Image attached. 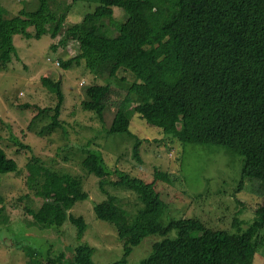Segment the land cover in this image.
<instances>
[{
    "label": "trees",
    "instance_id": "trees-1",
    "mask_svg": "<svg viewBox=\"0 0 264 264\" xmlns=\"http://www.w3.org/2000/svg\"><path fill=\"white\" fill-rule=\"evenodd\" d=\"M52 2L39 0L37 10H22L12 18L0 11L2 66L16 54L15 35L40 39L62 32V45L78 44L77 53L61 61L63 68L84 63L96 76L117 78L125 70L136 77L118 104L112 103L118 91L113 85L96 84L87 89L83 105L102 115L115 104L108 134L135 140L139 161L143 140L132 132V112L183 143L214 145L243 157V181L259 182L264 194V0H71L63 11L53 10ZM77 3L93 10L68 23ZM115 8L124 10L123 19H115ZM42 81L58 97L55 108L36 115L53 113L52 123L41 131L45 133L63 127L65 94L61 79ZM85 154L82 163L99 178L102 191H132L143 204L132 214L114 194L95 206L98 218L113 223L124 242V256L113 264H127L134 248L152 235L162 239L141 264H254L262 244L258 238L264 228V199L254 223L237 233L211 229L198 218H172L163 224L168 204L160 183H172L168 173L157 169L147 181L115 170L112 177L100 151L89 149ZM27 169L30 188L42 200L37 210H29L35 224L58 229L70 220L81 240L86 220L70 211L89 193L78 180L39 166L37 159ZM16 171L17 162L0 148V174ZM1 187L0 182V219L6 220ZM74 251L71 264H97L95 248L89 244ZM29 254L36 256L34 250Z\"/></svg>",
    "mask_w": 264,
    "mask_h": 264
},
{
    "label": "rangeland",
    "instance_id": "rangeland-1",
    "mask_svg": "<svg viewBox=\"0 0 264 264\" xmlns=\"http://www.w3.org/2000/svg\"><path fill=\"white\" fill-rule=\"evenodd\" d=\"M69 3L71 0H53L51 5L53 10L63 11ZM38 7L39 0L0 1V11H4L6 18ZM92 10L84 3L75 4L68 23L79 21L85 12ZM124 13L115 8V19H123ZM30 30L35 33L34 28ZM63 37L62 32L55 38L47 33L40 39L15 35L16 54L7 65L0 64V148L18 164V171L0 174L1 192L6 198V220L0 219V264H71L74 250L81 244L95 248L93 260L97 264H113L123 258L124 242L117 227L98 218L95 206L114 194L132 214L143 204L135 192L109 189L111 194L107 195L101 190L99 178L91 175L82 163L89 149L103 154L112 177L115 170L147 181L152 180L157 169L170 175L172 183H160L168 204L161 219L163 224L172 218H198L211 229L237 233L254 223L264 194L259 182L243 181V157L214 145L183 143L132 112V132L143 140L139 161L134 155L135 140L108 134L117 112L112 103H119L136 77L125 70L117 78L96 76L84 63L63 68L61 61L70 59L78 50L76 42L62 45ZM44 77L62 80L65 103L60 119L64 123L63 127L41 133L52 123L53 113H41L38 118L36 115L58 103L57 95L44 85ZM96 84H111L118 90L102 115L83 105L87 89ZM32 159L70 181L78 180L89 193L88 199L78 201L70 211L86 220L87 230L81 240L78 228L70 220L58 229L35 224L29 210H37L42 200L29 185L27 166ZM161 239L160 235L147 237L134 248L127 264H141L153 244ZM262 239L264 228L258 238L262 244L254 264H264ZM30 250L36 252L34 258ZM60 256H65L63 261Z\"/></svg>",
    "mask_w": 264,
    "mask_h": 264
},
{
    "label": "bare ground",
    "instance_id": "bare-ground-1",
    "mask_svg": "<svg viewBox=\"0 0 264 264\" xmlns=\"http://www.w3.org/2000/svg\"><path fill=\"white\" fill-rule=\"evenodd\" d=\"M1 220H2V219H1ZM77 235H78V234H77ZM138 246H139V245H138ZM33 254H34V253H33ZM60 257H62V256H60ZM64 258H65V256H64ZM64 258H63V259H64ZM63 259H62V260H63Z\"/></svg>",
    "mask_w": 264,
    "mask_h": 264
}]
</instances>
